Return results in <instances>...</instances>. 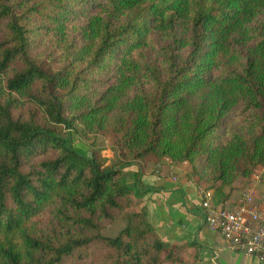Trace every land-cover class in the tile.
I'll return each instance as SVG.
<instances>
[{
	"label": "trees",
	"instance_id": "16d2710c",
	"mask_svg": "<svg viewBox=\"0 0 264 264\" xmlns=\"http://www.w3.org/2000/svg\"><path fill=\"white\" fill-rule=\"evenodd\" d=\"M149 154L215 205L264 166V0H0V264H184L132 208Z\"/></svg>",
	"mask_w": 264,
	"mask_h": 264
},
{
	"label": "crops",
	"instance_id": "0c3cea01",
	"mask_svg": "<svg viewBox=\"0 0 264 264\" xmlns=\"http://www.w3.org/2000/svg\"><path fill=\"white\" fill-rule=\"evenodd\" d=\"M85 151L90 153V148ZM192 170L187 161L178 163L149 154L126 166L124 176L133 188L136 209L146 208L148 220L162 240L185 245L184 264H261L257 256L232 248L221 232L208 227L200 188L210 185L198 180ZM245 183L243 178L234 181L224 205L237 204ZM256 200L264 202L260 195Z\"/></svg>",
	"mask_w": 264,
	"mask_h": 264
},
{
	"label": "built area",
	"instance_id": "2783aa9c",
	"mask_svg": "<svg viewBox=\"0 0 264 264\" xmlns=\"http://www.w3.org/2000/svg\"><path fill=\"white\" fill-rule=\"evenodd\" d=\"M254 179L264 178V167L255 170ZM204 219L208 227L217 230L235 249L257 256L264 264V202L256 200L254 188L245 189L234 207L212 202L211 188L202 187Z\"/></svg>",
	"mask_w": 264,
	"mask_h": 264
},
{
	"label": "rangeland",
	"instance_id": "374dc122",
	"mask_svg": "<svg viewBox=\"0 0 264 264\" xmlns=\"http://www.w3.org/2000/svg\"><path fill=\"white\" fill-rule=\"evenodd\" d=\"M72 135H73V144H74V146L77 149L81 150L82 152L86 153L85 150L90 148V152H92L93 150H96V151H98V153H99V155L101 157H106L107 160L111 159L112 160L111 162H114L116 160V157L114 155L115 154L114 153V149H113V144H114V142L116 140V135L115 134H113V133L100 134L96 138V144L93 145V147L90 146L91 145L90 141L82 139L75 132H73ZM67 144H70V143L67 142ZM86 154L90 155V153H86ZM183 162H185V161H183ZM187 162H189V161H187ZM108 163H110V162L107 161V164ZM189 163H191V162H189ZM262 167H264V166L259 165V166L256 167L255 170H260ZM239 178L245 179V182H246L245 183L246 187L245 188L243 187L244 189L242 190V192L245 189L254 188L255 192H257L256 195H260L261 200L264 201V178L261 181H257L256 179H254L253 174H252V176H249V177H238L237 179H239ZM132 208L136 209L135 200H134ZM125 225H126L125 217L124 216H120L112 224H110L106 228H104L102 230V232L106 236H112L113 237V236H116L122 230V228L125 227Z\"/></svg>",
	"mask_w": 264,
	"mask_h": 264
}]
</instances>
